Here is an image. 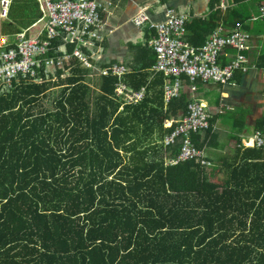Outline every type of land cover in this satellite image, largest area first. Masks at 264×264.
I'll use <instances>...</instances> for the list:
<instances>
[{"label":"trees","instance_id":"16d2710c","mask_svg":"<svg viewBox=\"0 0 264 264\" xmlns=\"http://www.w3.org/2000/svg\"><path fill=\"white\" fill-rule=\"evenodd\" d=\"M219 13L198 22L204 34L187 43L201 46ZM41 17L37 0H13L2 34ZM223 20L248 19L232 6ZM50 73L39 72L41 83L15 81L0 96V264H264V162L243 159L224 178L211 163H167L181 140H162L187 115L188 94L164 106L162 74L128 72L123 82L146 92L121 106L116 76L79 58ZM210 133L192 135L196 148Z\"/></svg>","mask_w":264,"mask_h":264},{"label":"built area","instance_id":"2783aa9c","mask_svg":"<svg viewBox=\"0 0 264 264\" xmlns=\"http://www.w3.org/2000/svg\"><path fill=\"white\" fill-rule=\"evenodd\" d=\"M13 0H0L1 18L7 19ZM42 17L32 27L13 35L0 37V96L12 87L15 81L41 83L38 74L43 70L47 77L50 72L69 66L72 57L88 70L99 71L102 76L121 78L127 73L125 67L114 65L111 69L98 70L91 62L94 54L87 55L85 49H93L95 41L101 39L105 27L102 16L112 6L108 0H37ZM264 18V4L259 14L250 19L255 21ZM132 22L136 27L146 23L152 30L153 37L148 41L155 53L152 70L164 77L163 99L165 104L179 95L181 78L186 77L196 91V82L224 85L230 82L235 72L246 73L254 66L249 65L248 54L252 48L250 34L236 23L228 30L218 25L201 46L187 43L188 15L167 9L164 19L152 21L143 10H138ZM41 27L28 33L38 24ZM70 48V50H68ZM226 49L232 52L226 53ZM224 60L222 61V57ZM51 74V73H50ZM63 78V76H62ZM54 78L53 80H55ZM115 95L122 98L125 104H137L145 95V88L133 90L118 82ZM210 114L206 107L197 101L188 105V113L177 121L171 134L164 136V147L173 145L180 139L178 154L167 163L176 165L190 160L201 161L209 167L203 151L196 148L192 135L210 128ZM173 122L164 121V127ZM243 148L264 147V125L257 130L251 139L243 143Z\"/></svg>","mask_w":264,"mask_h":264},{"label":"crops","instance_id":"0c3cea01","mask_svg":"<svg viewBox=\"0 0 264 264\" xmlns=\"http://www.w3.org/2000/svg\"><path fill=\"white\" fill-rule=\"evenodd\" d=\"M108 1L112 3V6L102 16L105 27L101 33V39L95 42L93 49H87L91 52L90 55H92V52L94 54L93 65L98 70L106 69L102 67H110L111 69L116 65L125 67L127 73L147 71L150 74L148 80L157 74L152 70L155 63V53L148 44L154 32L149 29L148 23L140 27L133 24L132 18L138 10L143 9L150 16V19L155 22L164 19L167 9H173L178 13L188 15L187 24H192V28L187 29L186 40L188 43H190L189 37L196 41V33L199 35L204 34L203 24L198 22L206 21L212 10H219L220 12L218 15L220 20L217 21V26L221 25L228 30H231L235 24H230L229 21L223 19L226 17V10L232 6L233 9L239 11L242 17L248 19L241 25L251 36L252 48L248 54V62L254 68L246 73L235 72L230 82L224 85L199 83L195 84L196 91H193L192 84L188 83L190 89H182L179 94L181 92L188 94L189 103L192 101L202 103L210 114L211 133L207 141L204 142L203 153L214 168L219 167L221 178H224L226 172L240 168L243 159L251 164L264 162V147H242L243 143L250 140L254 132L262 129L264 125V67L261 68L258 65L259 57L264 53V18L250 21L252 17L259 14V9L262 6L260 5L261 2L242 0V3L233 5V0ZM209 3L214 4L212 9H210ZM1 22L3 23V20ZM2 23L0 25V37L3 36ZM260 32L261 34H259ZM207 38V36L204 37V40L206 41ZM229 52L232 51L226 49V53ZM222 61H225L224 56ZM95 72L101 75L99 71ZM124 76L121 78L116 77L118 79L117 83L125 84L122 80ZM125 85L128 87L127 84ZM143 88L146 92V87L143 86ZM115 97L122 103L121 106L136 105L125 104L122 98L120 99L116 95ZM168 103L165 104L164 102V106ZM181 118L183 116L179 117V120ZM165 121L174 122L173 119ZM247 150H251V152L244 155Z\"/></svg>","mask_w":264,"mask_h":264},{"label":"rangeland","instance_id":"374dc122","mask_svg":"<svg viewBox=\"0 0 264 264\" xmlns=\"http://www.w3.org/2000/svg\"><path fill=\"white\" fill-rule=\"evenodd\" d=\"M1 20H3V22L4 21H6V19H3V18H1V15H0V25H1ZM3 24V23H2ZM35 32V31H34ZM34 32H33V35H34ZM214 84V83H213ZM182 89H184V90H189L190 89V86H188V84L187 83H183V82H181V88H180V91L182 90ZM220 178H221V176H220Z\"/></svg>","mask_w":264,"mask_h":264},{"label":"bare ground","instance_id":"6f19581e","mask_svg":"<svg viewBox=\"0 0 264 264\" xmlns=\"http://www.w3.org/2000/svg\"><path fill=\"white\" fill-rule=\"evenodd\" d=\"M93 60H94V58H93ZM121 99V98H120Z\"/></svg>","mask_w":264,"mask_h":264}]
</instances>
